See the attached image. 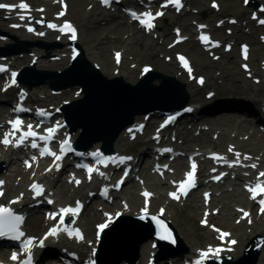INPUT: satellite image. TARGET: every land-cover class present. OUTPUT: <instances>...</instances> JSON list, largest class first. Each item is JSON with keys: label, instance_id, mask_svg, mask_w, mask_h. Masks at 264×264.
<instances>
[{"label": "rangeland", "instance_id": "1", "mask_svg": "<svg viewBox=\"0 0 264 264\" xmlns=\"http://www.w3.org/2000/svg\"><path fill=\"white\" fill-rule=\"evenodd\" d=\"M31 1L35 6H38L39 4L46 3L48 0ZM67 1L70 9L68 11V15L79 25L81 30V38L78 39V41L76 40V43L83 46L82 50L85 53L84 57L96 67H99L102 74L108 78L112 79L119 77L116 76V74L120 73L124 75V80L127 83L136 85L142 79L140 72L141 66L144 64H152L155 68L154 71L162 73L163 75L172 76L183 84H186V90L190 96V103L196 102L199 105H212L218 101L222 104L234 102L237 104H243L244 102H248L254 105V108H252L253 110L256 112L260 111L262 102H264V85L261 82L258 84L254 83L253 80H251V78L243 72L239 52L240 43L248 42L252 45L251 66L253 71L258 73L261 67V60L264 57V27L259 28L253 21L248 22L251 21L250 14L252 12V8H243L242 5H240L241 0H219L221 5H223V10L220 12H214L211 10L210 0H189L191 3L189 4V7L187 8L188 11L184 16L179 17L169 14L167 19L161 21L160 29L157 31V34L160 36L158 40L136 32L128 25L126 19L120 18L116 14H109L107 12L100 11L97 6L93 7V4L91 10V3L88 0ZM261 1L264 2V0ZM6 2L8 1L0 0V3ZM55 10H58V7H56ZM203 11L206 12L205 17L202 16ZM260 15H264V13ZM34 16L35 18H39L40 15H38V17L36 15ZM221 16H226L225 18L235 16L241 20L240 24L235 27L232 35H228L226 33L228 25L220 29L214 27V20L216 21L219 18H223ZM13 20L14 22L12 23ZM15 22L16 18L14 13L3 12L0 14V31L3 33L8 32L15 36L19 35L21 37L20 39L23 41L39 43L37 46L31 47L33 50L31 49L32 51L30 54L14 56L16 59L19 58L22 60V65H18L17 67L21 68L29 66L34 56H42L43 58L40 60L39 66L36 68L38 71L50 70L56 72L60 71L63 73L68 70L71 66L69 61L70 45L69 47L67 46L66 39L58 42L63 43L62 46L57 47L53 51L50 58H46L42 55L45 50L41 48L39 41L54 44L57 43V36L54 35L48 38H41L38 36H31V34H29L26 30L23 33L16 29L12 30L13 28L11 27V24H14ZM199 22L211 23L215 34L220 35L225 41H230L235 45L233 51L230 53H224L223 51L225 50L222 49L220 51L221 55L216 58L205 52L196 41H193L196 34V23ZM3 23H10V25L4 26L2 25ZM177 24L182 25L181 27L184 30V34L191 37V39L187 43L178 46L176 49H171L169 44L174 38L172 35V28ZM161 38H164V40L162 41ZM10 43H14V40L11 41L10 38L5 36L0 37V47H7ZM177 50L184 51L192 57L195 72L205 76L206 78V83L203 86L204 88L197 87L196 81H191V78L189 76L187 77V75L182 73L181 70L180 73L178 66L172 63L174 62L173 54ZM115 51H121L123 54L124 61L121 66H116L113 61V53ZM64 55L67 57L65 58ZM55 57L63 59L61 61H57ZM11 60L13 64L16 63L13 56H11ZM57 63H60V65H56ZM108 69L109 71H107ZM75 79V76L71 75V72L61 76L60 81L63 82V84L65 83L68 85V87L64 88L60 97H52L49 86L33 88L32 101L34 100L33 102L37 101L38 103H42L44 105H59L62 104L64 100L73 101L76 99L75 92L78 88V86L72 85ZM45 80L48 81V79ZM154 83L160 86L161 81L156 80ZM210 93H216V95L207 99L206 95ZM232 107H234V104H229L228 106L221 105L214 108L210 107V109H231ZM222 111L227 112L229 110ZM160 115V111H153L151 124L157 123L156 121H158V117ZM217 115L218 114H213L210 119L211 123L215 122L212 130L209 129V125L203 127L205 134H198L200 132L198 130V136L196 137L194 143L188 142L182 146L184 148L193 149L201 143L207 142L208 146H222L225 148L227 144L233 140V142L238 144L241 149L254 152L256 157L259 158L261 162H264V134L260 132L256 126L250 124V122L244 124L248 125L246 130H237L236 128L234 129V127L228 128L224 125L221 126L219 125V122L225 119H223L222 116ZM143 116L144 115L136 114L135 121H140ZM243 119L248 120L249 118L245 117ZM239 120L240 119H238V121ZM223 128L230 129L228 132V139L225 140L223 144H214L215 142H219L221 139L222 134L224 133ZM188 129L189 128L186 127L184 131L187 132ZM254 130L259 134L258 138H260V140L252 142L251 140L253 136L250 133ZM82 131L83 129L76 130L75 137L79 136ZM220 132L221 135L219 136V139L215 141V136L219 135ZM148 140L149 139L142 138V141L145 142L146 145L140 149L141 151L147 150L148 152H151V149L149 148H151L152 143L150 141L148 142ZM101 145V142H97L93 145V147ZM136 146L137 142L132 143L128 140V137L125 136V133H123L120 141L115 145V150L119 152L136 153L138 151ZM6 167L5 172H10V165ZM145 173L147 174L150 172L146 171ZM16 180L19 181L18 179ZM155 181L160 185L159 189L152 187L150 183L151 181L147 179L148 185L156 190L158 195V198L155 201V205L158 207L160 203L166 204L168 202L165 195L169 189V185L165 180H161L160 182L157 180ZM234 183V186H224L223 190H225L227 196L216 197L217 199L213 201V206L211 208L216 209V207H218L221 209L220 214L214 217V223H220L225 228H229V230L233 231L234 236L239 239L240 243L237 250L239 251V249H241L242 255L244 250L246 251V247L250 239L260 233L264 235V216L261 218H255L254 226L252 227L246 224L239 226L235 224V220L238 216L235 207L238 206L239 203L238 197H233V194H239L242 189L238 181H234ZM221 191L222 190H219L216 193H220ZM136 196L138 197V195ZM197 196V198L196 196H193L189 202L184 205L175 201L168 209L169 216L167 219H173L174 225L178 228L180 236L184 241V245H174V249L181 250L184 253H187V251H195L197 248H203L209 243H215L212 242L215 239L214 236H211L212 233H210L208 229L202 228L200 225L204 212L203 206H200L201 208L198 211L193 209L194 205L198 204L197 200L199 199V195L197 194ZM216 200L218 201L216 202ZM199 203L201 204V202ZM228 206H231L232 209L226 212L225 207ZM86 214H88V212ZM225 215H227V219H224ZM227 222H229V224H226ZM259 229H262L263 231L260 232ZM92 230L94 231V227H92ZM235 230H242V235L238 236V233ZM244 237L247 238L245 239ZM125 244L128 246L134 245L132 242ZM120 247H122V241L119 240V248ZM140 250L141 248L139 247V256L141 254ZM130 251L133 252V250ZM239 255L240 251L237 258L240 257Z\"/></svg>", "mask_w": 264, "mask_h": 264}, {"label": "water", "instance_id": "2", "mask_svg": "<svg viewBox=\"0 0 264 264\" xmlns=\"http://www.w3.org/2000/svg\"><path fill=\"white\" fill-rule=\"evenodd\" d=\"M1 34V32H0ZM79 66L82 70H79ZM75 76V81L72 85L80 86L85 97L79 101L73 102L64 108L66 118L73 131L78 128L84 130L83 141L77 143L79 148H89L96 142L102 141L105 144L107 152L112 151L115 141L119 138L120 134L129 126L134 125L136 114L146 115L151 111L163 110L171 111L180 109L187 105L189 97L186 92L185 85L175 82V80L158 72H152L145 80L137 85L127 83L124 78L109 79L104 76L99 70L87 62L85 58L77 59L71 70L64 74ZM43 74L49 76V86L54 90H62L67 88L68 85L61 82L58 78L61 74L58 72L44 71ZM23 74L20 79L22 80ZM156 79H161V85L154 84ZM30 88L45 84L44 80L36 84L27 82ZM69 84V85H71ZM108 90L107 100L100 106L94 103V99L98 93ZM121 226L118 222L112 231L105 233V238L113 241L116 240L117 247L114 246L111 258L104 259V253L101 252V264H110L117 262L123 258L132 261L133 256L126 253L131 249L136 250L139 245L145 241L149 236H142V227L138 224L135 227H130L129 231H122L115 233ZM160 243V256L172 253L174 249L166 242L160 235H156ZM116 237V238H115ZM106 240V241H107ZM119 240L122 241V247L119 248ZM257 236L252 238L247 245V253L239 260H227L224 264H256L259 256V250L264 245V240L259 242ZM132 242L134 245H126L125 243ZM260 243V244H259ZM132 246V247H131ZM259 246V249H255ZM118 249V250H117ZM104 257V258H102ZM108 261V262H106Z\"/></svg>", "mask_w": 264, "mask_h": 264}, {"label": "bare ground", "instance_id": "3", "mask_svg": "<svg viewBox=\"0 0 264 264\" xmlns=\"http://www.w3.org/2000/svg\"><path fill=\"white\" fill-rule=\"evenodd\" d=\"M7 11L11 12V13L14 12V10H8V9H7ZM44 12L46 13V17L52 18L53 10H44ZM2 13H3V11L0 10V14H2ZM18 16H20V14L15 15V18L18 17ZM14 20L12 21V23L14 22ZM19 23H21V22H19ZM2 25L7 26V25H10V23H3ZM17 30L19 32H22V33L25 32V29H23V28H19ZM44 30H45L44 28H39L38 29V33H41ZM54 34H56V32L52 31L50 33L51 36H53ZM16 38L19 39L21 37L19 35H16ZM73 41L74 40H72V42L70 43L72 46H74L73 45ZM27 43H29V42H27ZM27 43L24 42L23 40H20V42L17 45H15V46H7L6 51L10 55H13V54H19V53H23V52H29V49L31 47L36 46V45H33V44L32 45H28ZM75 49H77V48L75 47ZM13 58L15 59V62H16V63H14V66L22 65V63H21L22 60L21 59H19V58L16 59L14 56H13ZM34 58H35V56H34ZM42 58H43L42 56H37V61H36V64H35L37 67L39 66V62H40V60H42ZM56 65H60V63H57ZM72 67L69 70H71ZM69 70H67V71H69ZM79 70H82L81 66H79ZM107 71H109V69ZM29 72H31L32 75L28 76V72H27L24 75V79L25 80H27L29 78H32L34 81H38L44 75H46V74L42 73L44 71H38V73H35L34 70H30ZM117 76H123L124 77V75L120 74V73H118ZM158 80L160 81V79H158ZM33 83H35V82H33ZM46 86H48V84ZM83 95H84V93H82V95H80L78 97V99H80V98L82 99L84 97ZM107 98H108V90H105V91L100 92V93L97 94V96L94 99V103L96 105L100 106L101 104H103L107 100ZM217 104H219V105H217ZM229 104H237V103L234 102V103H226V104L223 103V104H221V102L218 101V102L213 103L212 105H213V107H216V106H221V105H227L228 106ZM240 105L241 106H246L247 108H254V105L252 103H248V102H244L243 104H240ZM198 108L200 110H202L205 107H200L199 106ZM6 112H7V110H3V111L0 110V115L3 114V113H6ZM218 115H220V113ZM222 116L226 117L227 115H222ZM232 116H234V117H239V116L240 117H244L246 115H232ZM252 120H254V119L252 118ZM219 123H216V124H219L221 126L224 125V126H227L228 128L234 127V129L236 128L237 130H239V129L246 130L248 125H244V124L249 123V121H247L245 119H240L238 121L237 119L228 118V119H225V120H221ZM250 124H251V120H250ZM220 135H221V132L219 133V136ZM228 135H229L228 131L224 130V133L222 134V137L219 140V142H215L214 144H216V143L223 144L225 142V140L228 139ZM252 136H253L252 140H251L252 142L260 140V138H258V136H259L258 133L255 132ZM81 140L83 141V137L82 136H81ZM117 142H116V144H117ZM237 150H238V145L235 144V142H233V140H231V142L229 144H227V146L225 148L222 147V146H220V147L208 146L207 142L206 143L205 142L201 143L199 146L196 147V151H193V153L194 152H198L202 156H205L206 154L209 153V151L225 152V153H236ZM236 159H237V156H234V158L228 159L227 162L233 161V160H236ZM212 162H214V161H210V163H212ZM9 163H10V167H11L10 168V172L2 174V176L7 180V187H6V195L5 196L7 197L6 199H8V200L10 198L17 197V199H18L17 201L18 202L13 203V205L16 206L17 208L24 209V207L21 204L28 197V191H26V187L28 185L29 180L33 179L35 176H31V171H29V172L22 171L21 168L19 167L18 163H15V162H9ZM178 163H179L178 165H181V170L183 171V169L186 166V162L185 161L182 162V160H180ZM147 177H148L149 181H151L150 183H151L152 187H154L156 189L160 188V185L154 180L155 178L152 175L147 174ZM203 177L204 176H199L198 179H201ZM16 179H18L20 181L18 184H16V182H18ZM41 179L43 180V182L47 185V187L49 189H54V187L56 188V193L54 192V195L57 198V205H65V204H69V203L72 204V203H74L75 200L80 199L81 195H86V193H84V191H86L87 185H83V186H81L79 188H75L73 186H70L68 183H66V181L62 182V180H61V184L60 185H55L53 187V185L50 182V176L47 173H42L41 174ZM219 190L220 189H217L216 192L219 191ZM20 192L22 193V196L19 195ZM216 192L215 191L208 192V190L207 191L205 190L204 194L205 193H209L210 195H215ZM197 194L198 193L194 194V196H196V198L198 197ZM123 195H124V198L129 199L130 202H131L130 211L129 210H123V207H119V208H117L115 213H117L119 211H123L124 215L132 214L133 211L134 212H138L141 209V207L143 206V203L140 202V198L137 197L135 195V193H133L132 191H126ZM233 197H238V203H239L238 205L245 204V205L248 206L249 199L246 200L245 194H244V192L242 190L239 192V194H233ZM215 199H217V198L214 197L213 201H215ZM217 201L218 200H216V202ZM199 202H202L200 196H199V199L197 200L198 204L194 205L193 209L198 211L201 208L200 207L201 204ZM231 209H232L231 206L225 207V211L226 212L230 211ZM151 210H153V209H151ZM210 216H211V214H210ZM227 218H228L227 215H225L224 219H227ZM100 219H102V213H98L96 207L92 206L90 209H88V214L86 216H85V213L84 214L82 213L79 219H77V220H72V219L69 220V223H73L75 225L82 226L84 228V230H85L86 236L83 239H80V240H74L73 239L76 242V244H77L76 246H73L71 243H67V246H71V247H73V248H75L77 250H80L81 253H82V256H84L87 259L93 258V255H92V250L93 249H98V252L95 255V258H96L97 261H100L99 258L101 257V252L102 251H103V253H104L105 257H106V258H104V257H102V258H104V259L111 258L112 254H113L112 250H113L114 246L117 247V244H116V242H117L116 240L117 239L113 241V237L111 236L110 239L107 240L108 237L105 238V235H104L103 238H102V241L99 243L100 244L99 247L97 246L96 241L94 239L95 230L93 232L92 227L95 228V225L99 223L98 221H100ZM210 219H211V217H210ZM34 220L35 221L38 220V222H39V225H38L37 228L33 226V221ZM226 224H229V222H227ZM47 225H50V222H48L46 219H44L41 214L32 212L30 217H29V220L27 222L26 228L24 230L26 231V235L41 236L42 233L47 228ZM259 230H260V232L263 231L262 229H259ZM235 231L238 233V236L242 235V230H235ZM244 238L246 239L247 237H244ZM68 241H70V240L68 239ZM174 242H175V244L177 246H179V243H178V241L175 238H174ZM147 244H148V241L145 243V245L142 246V250H141L142 254H140V257H144V256L148 257V256L151 255L152 251L148 247H146ZM239 251H240V255L239 256H241L242 250L239 249ZM239 251L237 250V252L235 254L236 255L235 258L238 257ZM207 252L210 253V256L214 254L215 258L218 257L217 256L218 253L216 252V248L213 249V250H212V248H210L209 250H207ZM126 253L131 254L130 251H127ZM202 257H204V256H202ZM124 263L125 262H123L122 264H124ZM263 263H264V251H263V254L261 256L260 262L258 264H263Z\"/></svg>", "mask_w": 264, "mask_h": 264}, {"label": "snow or ice", "instance_id": "4", "mask_svg": "<svg viewBox=\"0 0 264 264\" xmlns=\"http://www.w3.org/2000/svg\"><path fill=\"white\" fill-rule=\"evenodd\" d=\"M103 3L105 4H109L110 0H102ZM168 4H172L176 7V10L179 11L180 7H182L181 4V0H166V3L162 4L161 7H166ZM20 8L21 10L27 11L29 10V6L26 3H21L20 5H6V4H0V9H8V10H15L16 8ZM215 7V5H214ZM163 13H156L155 16H153L152 13L150 12H146L142 15H137L136 13H131L132 18L135 20H138L142 26H144L145 28L151 30L154 27V23L152 21H154V19L159 16L162 15ZM22 20L25 19L24 16L20 17ZM14 27H17L16 25H14ZM49 27H55V25H49ZM64 28L70 29L73 32V36L72 38L75 39V30L71 28V25L69 24H65ZM33 29L29 28V31H32ZM201 39L208 43L209 42V38L208 37H204L202 36ZM117 60H119V54H117ZM7 71L6 68H4L3 66H0V72H4ZM11 76L13 78V83L15 82V73H11ZM172 119V118H170ZM10 124L12 125L13 128V133L17 132V131H21V126H22V121L20 120H16V121H10ZM48 132L50 134H54L55 129H48ZM12 135L11 133H6L5 137L3 139V141H0L2 143H4L5 145H9L12 143V140L9 139V136ZM28 137H32L33 138V142L31 144V146L33 148H37L38 144L36 143V139H37V134L31 131V126H29V131L28 132H23L19 138L18 143L16 144V146L18 147L21 143L24 142L25 139H27ZM51 137H43V139L48 142L50 140ZM65 145H62L61 147V152H63V149ZM165 151H170V150H165ZM47 154V155H51L55 158V160L59 161L62 159L61 155H57L54 152H51L49 149H44L42 151V155ZM98 155V154H97ZM237 156V160L234 163H239V153L236 154ZM35 159V158H33ZM131 159L130 157H126V158H120L121 163L126 162L127 160ZM244 159H249V157H244ZM232 166V165H229ZM57 169L59 168V165H56ZM253 168H255V165H252ZM196 169V165L193 163L192 165V171L187 173V177L188 180L185 182L187 183V188L185 187V183H181L180 185V191L184 194L187 195V191L188 189H190L191 187L195 186V182H194V172ZM51 170V169H49ZM89 174L92 173L93 169L91 167H89L88 169ZM101 175H103V173H101ZM260 176H264V173H260ZM89 178H91V175L89 176ZM218 179V178H217ZM3 182H0V184H2ZM248 190L250 191V193L252 194V198H256V196L258 194H264V182H258L255 185H249L247 186ZM33 191L35 192V194L37 196L42 195L43 194V187L41 185H33L32 186ZM0 195H3L2 192H0ZM145 195H149L148 193H145ZM173 196V198L175 199H179V196L176 193H172L171 194ZM207 195V194H206ZM18 201H13L12 203H16ZM49 203H52V201H49ZM258 203L262 206V209H264V199H260L258 200ZM79 202L77 205L76 209L73 208H66V209H61L60 213L61 214H68L71 213L73 215H75L78 210H79ZM56 214L52 215V218H55ZM23 222V217L20 215H17L14 213V211L10 208V207H6V206H0V238H8V239H12V240H16V241H22V238L24 237V233L22 231H20V225ZM61 223H63V218L61 219ZM158 223L161 224L162 229L164 231V233L166 234L165 236H163L162 238H168L170 237L171 233L167 230L166 226L163 225L162 221H158ZM105 227H107L106 224H102L99 225V228L101 230H103ZM59 229L57 228H53L50 230V232L48 233V235L50 236H55L58 234ZM70 236L71 235H75L77 237L82 238L81 234L79 233V230L76 229L73 232H69L68 233ZM224 236L229 235L228 233H223ZM174 242V241H173ZM23 247H22V251L27 254V258L23 261L20 262V264H31V248L34 245L35 241L34 238H29L27 239L26 242H23ZM233 243H235V241H233ZM40 246H43V241H40ZM204 257H208L210 255V253H202L201 254ZM12 259L16 260L17 256L16 254H13ZM196 264H200V261H197Z\"/></svg>", "mask_w": 264, "mask_h": 264}]
</instances>
